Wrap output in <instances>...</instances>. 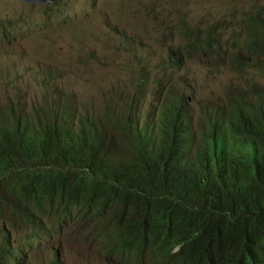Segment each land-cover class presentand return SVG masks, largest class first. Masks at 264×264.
Masks as SVG:
<instances>
[{
    "label": "trees",
    "instance_id": "trees-1",
    "mask_svg": "<svg viewBox=\"0 0 264 264\" xmlns=\"http://www.w3.org/2000/svg\"><path fill=\"white\" fill-rule=\"evenodd\" d=\"M248 24L240 54L257 57L264 12ZM14 27L0 21L3 41ZM201 39L189 44L211 54L225 37ZM137 98L103 116L69 101L0 112V264H33L35 248L71 232L109 264H264V89H240L197 123L189 97L169 92L144 122ZM51 248L45 264H61Z\"/></svg>",
    "mask_w": 264,
    "mask_h": 264
},
{
    "label": "rangeland",
    "instance_id": "rangeland-1",
    "mask_svg": "<svg viewBox=\"0 0 264 264\" xmlns=\"http://www.w3.org/2000/svg\"><path fill=\"white\" fill-rule=\"evenodd\" d=\"M261 12L264 0H58L48 6L0 0V21L15 24L5 41L0 36V112L8 104L31 112L69 101L78 113L103 116L137 95L144 122L171 92L190 98L197 123L240 89H264V50L257 57L240 54L255 34L249 19ZM210 32L225 37L221 50L208 54L189 44L202 45ZM232 55L243 60L237 70ZM145 69L148 75H140ZM8 230L17 239L26 236ZM52 246L60 249L61 264L110 262L73 232L35 248L29 259L47 263Z\"/></svg>",
    "mask_w": 264,
    "mask_h": 264
},
{
    "label": "water",
    "instance_id": "water-1",
    "mask_svg": "<svg viewBox=\"0 0 264 264\" xmlns=\"http://www.w3.org/2000/svg\"><path fill=\"white\" fill-rule=\"evenodd\" d=\"M20 1L23 3H37V2H39L43 5H48V4L55 2L56 0H20Z\"/></svg>",
    "mask_w": 264,
    "mask_h": 264
},
{
    "label": "clouds",
    "instance_id": "clouds-1",
    "mask_svg": "<svg viewBox=\"0 0 264 264\" xmlns=\"http://www.w3.org/2000/svg\"><path fill=\"white\" fill-rule=\"evenodd\" d=\"M20 1V0H19ZM58 0H56L55 2H57ZM21 2V1H20ZM55 2H53V3H51V4H54ZM23 3V2H22ZM23 4H40L41 6H48V5H51V4H48V5H43V4H41V3H39V2H37V3H23Z\"/></svg>",
    "mask_w": 264,
    "mask_h": 264
}]
</instances>
